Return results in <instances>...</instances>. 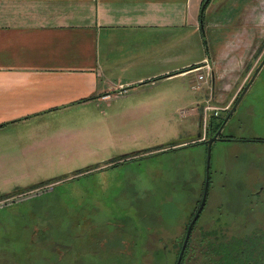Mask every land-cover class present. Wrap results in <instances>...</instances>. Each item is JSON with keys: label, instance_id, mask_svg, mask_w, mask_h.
<instances>
[{"label": "rangeland", "instance_id": "1", "mask_svg": "<svg viewBox=\"0 0 264 264\" xmlns=\"http://www.w3.org/2000/svg\"><path fill=\"white\" fill-rule=\"evenodd\" d=\"M212 2V13L202 16L203 4L197 8L210 53L209 34L217 31L214 23L222 22L231 0ZM253 15V25L240 23L238 30L253 31L254 54L264 43V7L253 8ZM233 25L223 26L229 30ZM255 79L261 86L240 99L224 136L264 137V120L259 119L264 112L250 110L251 103L264 109V64ZM169 89L182 90L187 98L163 95ZM135 90L108 91L109 96L94 97L89 104L0 128V197L11 198L0 202V247L20 245L21 235L28 238L29 232H16L22 226L47 229L43 236L59 243L42 254L43 260L22 248L18 264H153L139 263V257L158 234L167 240L175 230V201L187 200L190 206L198 197L207 148L190 141L185 149L170 148L191 136L197 140L202 120L189 109L195 108L191 101L200 91L180 80L162 85V95L155 98ZM226 115L221 113L223 119ZM210 154L211 181L223 187L218 186V198L209 205L230 207V214L223 209L222 216L236 228L264 229V204L254 212L236 210L252 192L254 199L264 200V184L258 181L264 172L253 168V160L254 166L264 165V145L218 142ZM178 217L183 220L182 211Z\"/></svg>", "mask_w": 264, "mask_h": 264}, {"label": "crops", "instance_id": "2", "mask_svg": "<svg viewBox=\"0 0 264 264\" xmlns=\"http://www.w3.org/2000/svg\"><path fill=\"white\" fill-rule=\"evenodd\" d=\"M212 1L205 7L208 13L214 12ZM200 3L0 0V128L40 120L126 87L155 98L162 95V85L177 80L190 84L197 76L191 68L207 64L213 69L201 81L200 95L191 101L195 108L189 111L202 120L199 133L210 122L217 128L221 113L228 115L246 85L241 100L261 86L250 79L264 43L253 54V31L243 33L238 24L253 25V8H263L264 0H231L222 22L214 23L217 31L209 34L211 53L197 10ZM230 22L234 27L226 30L223 25ZM163 95L176 101L187 98L175 89ZM250 110L264 112L252 103ZM259 116L264 120V114ZM187 141L196 140L188 137L173 149H185Z\"/></svg>", "mask_w": 264, "mask_h": 264}, {"label": "flooded vegetation", "instance_id": "3", "mask_svg": "<svg viewBox=\"0 0 264 264\" xmlns=\"http://www.w3.org/2000/svg\"><path fill=\"white\" fill-rule=\"evenodd\" d=\"M216 129L214 128L211 130V132L208 131V128H203L202 132V138L200 140L194 141L192 144H195L197 146L198 143L205 144L207 148V142L213 138L214 134L216 133ZM255 139H263V138H250V139H240L235 138L232 135L224 136L222 133H220L217 138L212 142L211 146H214L215 143L218 142H244L247 144H264L261 142H253ZM175 146V145H174ZM174 146H171L170 148H174ZM182 150V149H179ZM179 150H175L179 151ZM211 152V148H210ZM211 155V154H210ZM255 167L256 171H262L264 172V165L261 164V162H258L254 166V160H253V168ZM218 171V170H216ZM205 176L204 183L202 190H200V193L198 197L193 201L192 205L190 203V206L187 203V200L174 203V216L176 219L175 222V230L173 233L170 232V235L168 236L167 240H163L160 234H158L156 239L151 242L147 246V248H144V254H142L139 257V263L144 262H150L153 264H165L169 258H173L172 264H192V258L194 253H196V248L200 245L207 246L209 245H217L216 238L219 234L227 236L229 239H242L244 241H247V239H253V234L257 231H264L262 229L263 227H257L253 229H243V228H236L235 225L229 221L228 218H225L226 216H222L223 209H225L227 215L230 212V207H221L220 205L212 207L209 205V201H211L212 198L217 199L218 194L216 192V189L218 186L222 188L223 186L219 183L218 185L213 180L211 181L210 178V156L209 160L207 162L206 159V172H203V177ZM263 177H259L258 181L260 184H264ZM262 179V180H261ZM207 184V191L205 195V201L203 204V207L201 211L199 212L197 219L195 220L194 224L192 225L191 231L189 233L187 241L186 235L188 228L190 227L195 215L198 213L199 208L202 203L204 190H205V184ZM212 185V187H211ZM263 187V186H262ZM262 187L259 188V190H256V194H260ZM264 188V187H263ZM211 190V191H210ZM253 192L251 195H249L248 199L241 200L236 205V210H245V211H252L256 208L261 207L262 204H264V200H257L253 198ZM11 199V198H8ZM8 199H4L1 201H6ZM0 201V202H1ZM182 211L184 214V218L182 221H180L178 214ZM230 214V213H229ZM220 215V216H218ZM186 216V217H185ZM31 229V230H29ZM16 232L21 231H27L29 232L28 238L24 235H21L20 245H13L9 249H2L0 247V264H18L20 258H22V248L25 249V252H33L36 251L34 260H43L45 257L42 256L43 253H45L48 249H51L54 251L56 248L59 247V243L50 238V237H44L43 234L47 229L38 228V226H32L30 228L22 226L15 229ZM19 230V231H18ZM245 232H248L246 234ZM202 235H206V240L202 242H198V238ZM204 235V236H205ZM20 252V256H19ZM148 252L149 254H146ZM241 254L244 252V248L241 249ZM152 253V254H151ZM62 256V255H59ZM9 258V262H7ZM149 257V260L146 261V258ZM180 259V261H179ZM245 264H264V258L263 257H253L251 256L249 259H246Z\"/></svg>", "mask_w": 264, "mask_h": 264}, {"label": "trees", "instance_id": "4", "mask_svg": "<svg viewBox=\"0 0 264 264\" xmlns=\"http://www.w3.org/2000/svg\"><path fill=\"white\" fill-rule=\"evenodd\" d=\"M209 1L210 0H207L206 5L209 3ZM204 2L205 0H202L201 5ZM204 11L205 8L202 12V16ZM202 16H199L201 22L203 20ZM263 57L261 58L260 62L262 61ZM194 68L196 67H192L191 69ZM240 95L241 93L238 95V97ZM237 99L238 98H236V100ZM221 123L222 121L218 124L217 128L221 125ZM253 142L264 143V139H255ZM6 198L1 196L0 201ZM204 235L201 234V236L198 238V242L206 240V235ZM216 241L218 243L217 245L208 244L207 246L200 245L197 247V252L194 253L192 258V264H245L246 259H249L251 256L264 258V231L255 232L253 234V239H247V241L242 239H229L227 236L221 234L218 235ZM242 247L244 248L243 254L240 252Z\"/></svg>", "mask_w": 264, "mask_h": 264}, {"label": "water", "instance_id": "5", "mask_svg": "<svg viewBox=\"0 0 264 264\" xmlns=\"http://www.w3.org/2000/svg\"><path fill=\"white\" fill-rule=\"evenodd\" d=\"M206 3H207V0H205V2L203 3L202 12H203V10H204V8H205ZM263 64H264V57H263L262 61L260 62V64L258 65L257 69L254 71V73H253V75H252V77H251L250 80H253V79L255 78V76L257 75V73H258V71H259V69L263 66ZM247 87H248V85H246V87L243 89V92L245 91V89H246ZM243 92H242L241 95L238 97V99L235 101V103L232 105L231 109L229 110V113H228L227 117H226L225 119H222V123H221V125L216 129V133L214 134L213 138L210 139V140L207 142V145H208V146H207V162H208V160H209V156H210V148H211V144H212V142L217 138V136H218V135L221 133V131L223 130V128H224V126H225V123H226V121L228 120V117H229V116L235 111V109H236V107H237V105H238V103H239L241 97L243 96ZM207 128H208V131L211 132V130L213 129V124H212V122H210V123L208 124ZM201 137H202V134L199 133V134L197 135V140H200ZM207 184H208V183L206 182V184H205V190H204V195H203V199H202L201 206H200V208H199L198 213L195 215V217H194V219H193V221H192L190 227L188 228V231H187V235H186V239H185V241H187L188 236H189V233H190L191 228H192V225L194 224L195 220L197 219V216H198L199 212L201 211V209H202V207H203V204H204V201H205V195H206V191H207ZM179 261H180V259H179ZM177 264H179V262H178Z\"/></svg>", "mask_w": 264, "mask_h": 264}, {"label": "built area", "instance_id": "6", "mask_svg": "<svg viewBox=\"0 0 264 264\" xmlns=\"http://www.w3.org/2000/svg\"><path fill=\"white\" fill-rule=\"evenodd\" d=\"M204 70V73H201ZM211 67L207 64L204 67H196L192 70V72H197V76L196 79L191 81L189 84V88L191 91H197L200 88V83L201 81L204 80L206 74H210L211 73ZM191 72V71H190ZM227 108H225L226 110ZM218 114L215 112L214 116H217Z\"/></svg>", "mask_w": 264, "mask_h": 264}]
</instances>
